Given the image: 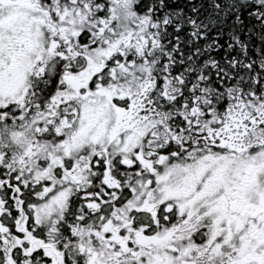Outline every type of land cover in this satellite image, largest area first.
<instances>
[{"label":"snow or ice","instance_id":"1","mask_svg":"<svg viewBox=\"0 0 264 264\" xmlns=\"http://www.w3.org/2000/svg\"><path fill=\"white\" fill-rule=\"evenodd\" d=\"M0 264H264V0H0Z\"/></svg>","mask_w":264,"mask_h":264}]
</instances>
